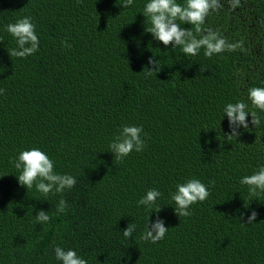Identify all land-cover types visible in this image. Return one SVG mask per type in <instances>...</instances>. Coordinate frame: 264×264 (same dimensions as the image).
<instances>
[{"label": "trees", "instance_id": "16d2710c", "mask_svg": "<svg viewBox=\"0 0 264 264\" xmlns=\"http://www.w3.org/2000/svg\"><path fill=\"white\" fill-rule=\"evenodd\" d=\"M122 2L0 0V264H62L55 246L88 264H264V194L251 197L240 184L264 166V111L248 100L250 88L264 87V0L235 8L219 0L202 27L241 47L210 58L146 32L147 0ZM24 16L39 50L18 58L8 54L17 43L6 25ZM149 57L162 65L156 75H146ZM238 101L261 124L249 115L248 128L227 139L223 109ZM123 125L142 126L146 146L117 163L109 144ZM32 147L76 185L47 196L21 186L10 161ZM191 178L210 195L178 217L170 193ZM152 188L162 193L159 213L137 204ZM61 198L68 207L57 213ZM40 210L47 223L35 221ZM148 216L149 227L159 218L168 228L154 244L140 239ZM129 223L135 231L125 238Z\"/></svg>", "mask_w": 264, "mask_h": 264}, {"label": "clouds", "instance_id": "9594fccd", "mask_svg": "<svg viewBox=\"0 0 264 264\" xmlns=\"http://www.w3.org/2000/svg\"><path fill=\"white\" fill-rule=\"evenodd\" d=\"M232 7H237L240 0H230ZM133 4V0H123L120 6L128 8ZM221 7L219 0H185L181 5L176 0H147L144 6V17H148L151 26L145 29L146 32L161 42L163 45H172V48L180 47L186 56H196L201 48H204V55L212 57L225 51H235L240 48L239 43H229L226 38L218 32L202 27L210 11L218 10ZM177 20L184 24L194 26L193 29L181 27ZM6 31L16 40L17 47L8 51V54L18 58H26L39 50V38L35 32V25L31 17L24 16L15 23L6 25ZM63 47L70 48L67 41H61ZM148 64L152 68H147V76L156 75L160 71L159 60L149 57ZM205 68H201V72ZM0 89V94L3 93ZM248 100L255 108L264 111V87H252L248 90ZM223 115L228 118L230 133L227 139L236 138L239 135L238 127L248 128L247 117L251 116V124L259 127L261 118L256 111H249L248 104L244 101L228 103L223 109ZM222 119V118H221ZM142 126L123 125L119 134L115 135L109 144L110 152L113 153L117 163H120L131 152H141L145 148V140L142 138ZM146 135V134H145ZM19 170L18 183L26 189L35 185L37 191L47 196L49 193L62 194L66 189L73 188L77 181L69 174H59L54 171V161L37 147L28 150H21L19 154L10 161ZM214 184V181H210ZM240 184L248 187V194L255 197L264 194V166L251 175H245L240 179ZM210 195L208 185H205L197 178L188 179L184 183L176 185V191L170 193L171 200L175 203V213L178 217H190L192 215L190 206L205 201ZM162 193L155 189H148L137 204L145 206L151 212L159 213L161 207L156 201ZM68 207L67 202L61 198L57 204V213H64ZM35 221L37 223H47L50 220L48 211H37ZM257 217V212L253 210L248 216L246 223L251 224ZM147 217L145 231L140 237L141 240L157 243L162 240L168 228L165 227L162 219H157L155 223L148 226ZM243 224V223H242ZM135 224L129 223L122 231L125 238H131L135 231ZM55 258L62 264H88L87 260L81 258L72 249L65 250L60 246L54 247Z\"/></svg>", "mask_w": 264, "mask_h": 264}]
</instances>
